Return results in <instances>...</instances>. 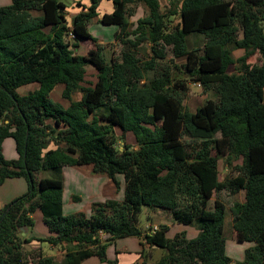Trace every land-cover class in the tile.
Here are the masks:
<instances>
[{"label":"trees","instance_id":"obj_1","mask_svg":"<svg viewBox=\"0 0 264 264\" xmlns=\"http://www.w3.org/2000/svg\"><path fill=\"white\" fill-rule=\"evenodd\" d=\"M109 1L113 10L98 23L117 26L121 45L109 61L99 45L84 56L74 51L81 41H95L88 25L97 0L70 24L61 0H11L0 7V186L15 178L28 186L0 209V264L108 262L110 242L128 237L163 250L157 264H232L225 206L217 199L209 205L210 194L223 190L244 192V201L231 208L233 228L252 246L235 264H264V0H168L165 10L158 0ZM138 5L148 14L128 31L130 6ZM70 31L75 38L68 44ZM190 34L205 38L201 48L187 47ZM141 42L151 45L149 60L136 58L133 49ZM166 47L174 59L184 58V77L147 79ZM236 50L242 54L234 58ZM255 54L259 63L249 64ZM88 66L96 72L94 83L84 81ZM189 83L213 94L194 112L182 104ZM30 84L38 88L17 93ZM57 85L67 106L50 97ZM126 133L135 146L120 144ZM7 138L15 144L14 160L2 154ZM219 160L230 169L222 181ZM81 165H92L115 186L121 176L123 199L93 202L88 217L63 215L61 169ZM142 207L167 211L176 224L195 222L198 235L168 238L166 225L144 234L137 226ZM36 210L53 234L48 244H75L60 262L25 249L19 228L32 226Z\"/></svg>","mask_w":264,"mask_h":264},{"label":"crops","instance_id":"obj_2","mask_svg":"<svg viewBox=\"0 0 264 264\" xmlns=\"http://www.w3.org/2000/svg\"><path fill=\"white\" fill-rule=\"evenodd\" d=\"M91 1V0H90ZM161 10L165 9L166 6H162V3L164 2L162 0H158ZM111 2V1H110ZM11 4V0H0V7L2 6H8ZM65 4V3H64ZM89 2L87 4L81 3L80 0H70V3L65 4L64 9V16L68 24L71 23L73 17L77 15L79 12L82 11V7L87 8L89 6ZM168 6V5H167ZM113 10V5L111 3L110 8L106 7L104 11L100 12L96 8L97 16L94 17L92 20L94 23H98V19L103 14H109ZM148 14L147 8L143 5H138L137 7L130 6V11L128 14V21H129V29L128 31L135 28L136 23L138 19L146 17ZM179 22V18H177L174 21V24ZM111 26L109 27L110 30L113 32V37L111 39V36L105 39L104 42L102 41H92V45H114L117 44L121 45L116 42L114 35L118 31V27L114 25H107ZM89 32V31H88ZM91 35V33L89 32ZM92 36V35H91ZM189 36V35H188ZM191 36H201V41H203V44L205 42V38L200 34H190L189 38ZM93 37V36H92ZM187 38V37H186ZM188 38V39H189ZM81 41L78 43V48L75 50L77 53V50L81 48L82 43L85 42ZM90 41V40H89ZM187 47H188V40L186 41ZM203 45H201L202 47ZM170 48L171 47H166ZM194 49V48H191ZM136 58L140 60H149L152 56L151 54V45L148 42H141L139 43L134 49H133ZM114 52V51H113ZM120 52V51H118ZM117 52V55L119 54ZM78 54V53H77ZM83 55V54H79ZM112 54L111 57L107 60L115 58L117 55ZM241 53L238 54L237 57H239ZM84 56V55H83ZM114 56V57H113ZM234 57V56H233ZM236 58V57H234ZM183 60L181 62L180 67L185 62L184 58H180ZM180 59H174L171 57V59H168L166 56L164 60L159 61L158 63H161L164 61V70L162 73H169L171 74V68H174V66H177L176 63H179ZM92 72L95 75V70L92 68ZM176 70V69H175ZM152 72V71H151ZM153 76L157 77L158 73L154 74ZM31 85V84H30ZM195 86V85H194ZM29 91L26 92H18L20 95H25L29 92H32L38 88V86L35 84V86H29ZM63 90L62 85H57L53 91L50 93V97L55 102H60L62 105L67 106V102L64 101L61 98V92ZM57 94V96H55ZM79 99V96L76 98ZM120 135V134H119ZM127 136V135H126ZM124 135L123 142H120L121 145H124L127 140V138ZM132 138L134 139V136L131 134ZM131 138V139H132ZM129 143V142H128ZM130 146H135L131 142ZM48 148H54L53 144H50ZM2 154L3 157L6 160H14L16 159L17 155L15 152V144L14 141L11 138H7L4 140L2 144ZM61 176H62V193H61V199H62V214L63 215H76V214H83L85 217L90 216L91 214V204L93 202H103L105 200H117L121 201L124 196V181L123 178L119 175L115 177L117 186L114 185V183L105 175V174H95L92 171V165H81V166H63L61 169ZM27 183L22 178H15V179H7L3 182V184L0 186V209L8 204L11 200L14 198L23 195L27 191ZM150 216H148L149 221L145 224L143 229H141L142 233H145V230L147 226L155 225H166L168 226V231L166 233V236L168 238H171V235L173 236V232L169 231V226L173 225L171 215L160 209H155L150 211ZM164 216L165 224L160 223L161 216ZM31 218L33 220V224L30 228H27V231L25 235L23 236L26 240H28V243L25 245V249L27 251H34L37 255H42L45 257H52L57 262H60L63 254L69 250H73L75 244H69V245H63L62 248L60 247H54L51 244H48L46 239L52 235L49 234V230L46 227V225L43 222L42 214L39 210L34 211V213L31 215ZM40 226V227H39ZM159 228V227H158ZM170 234V235H169ZM128 239V241H126ZM126 241V242H124ZM143 241L141 238L138 237H128V238H122L118 239L113 242V245L108 247L106 249V259L107 263L101 262L96 257H91L89 259L84 260L81 264H109V262H114L115 264H157V261L159 260L157 257H155V251H158L159 248L154 246H149L148 244L142 243ZM114 249V252H112V255L110 254V251ZM50 251V253L48 252ZM157 253V252H156ZM147 254H152L154 257H147Z\"/></svg>","mask_w":264,"mask_h":264},{"label":"rangeland","instance_id":"obj_3","mask_svg":"<svg viewBox=\"0 0 264 264\" xmlns=\"http://www.w3.org/2000/svg\"><path fill=\"white\" fill-rule=\"evenodd\" d=\"M61 1L65 4L70 3V0H61ZM162 1L164 2V4L162 3L163 7L168 5V0H162ZM80 2L84 3V4H87L89 2V4H90V0H80ZM110 6H111V2L109 0H97V10L100 12L104 11L106 7L110 8ZM163 10H165V9H163ZM109 27H111V26L97 24V23H94L93 20H91L89 25H88V31L91 33V35L93 36V37L92 36L91 37L95 41L104 42L105 39L108 38L109 36H111V39L113 37V34H112L113 32L110 30ZM189 36H187V38H186V41L188 40V48L189 49L201 48V45H203V41L200 40L201 36H194V37L191 36V38H189ZM94 46L95 45H92V42H90L89 40H86L85 42L82 43L81 48H79L77 50V53L87 55L90 50H93ZM99 47L102 48L101 49L102 54L106 60H108L112 54L117 55V52L121 50L120 46H118L117 44H115V46L114 45H111V46L110 45H107V46L99 45ZM95 48H97V46ZM72 50H73V48H72ZM75 50L76 49L74 48V51ZM165 53H166V57L168 59H171V57H172L171 49L167 48L165 50ZM239 53L242 54V51L236 50L233 52V56L237 57ZM181 62H183L182 59L179 60V63H176V65L179 67V70H175V68H171V74L174 75L175 79L176 78L180 79V78L184 77L183 74L181 73V68H180ZM247 62L249 64L259 63V56L257 54H255L254 56L250 57ZM164 64H165L164 61L159 63L157 65V67L155 68L154 74L162 73L164 70ZM233 68H235V66H232L229 68V70H228L229 73H231L233 71ZM92 71H93L92 67H90V66L86 67V73H85V77H84V81L86 83L87 82L94 83L95 75ZM151 78H153V72L147 73V79H151ZM29 86H35V84L22 86V87L18 88L17 91L18 92L29 91V89H30ZM261 94L262 93H260V96H262ZM55 96H57V94ZM77 96H79V95L76 94L75 98H77ZM212 98H213L212 92H204L201 87H197V86H194L192 83H189L188 90H187L185 96L183 97L182 104L188 111L194 112L195 109L200 107L206 100L212 99ZM116 134L117 135L121 134V131L116 129ZM125 136H126L125 139L127 138V140H128L125 142V143H127V145H131V144H129L130 142L132 144H134V139L132 138L131 133H126ZM185 139L187 141H190L189 138H185ZM233 164L234 165H236V164L240 165L241 160L239 159L238 161L234 162ZM218 171H219V176H218L219 181H222L224 178H226L227 175L230 174V169L228 170L225 168L223 160L218 161ZM233 175H235V173H233ZM214 199L221 201L224 204L225 209H226L224 228H223L226 255L232 260V264H235L237 262H241L244 258L245 250L248 249L249 247H251L252 243H246V242L240 241L241 240L240 235L233 228V213L231 211V208L233 206V203H235V202L242 203L244 201V192L239 191L237 193H231L230 191L223 190L219 193H211L209 196L210 207H212V203H213ZM149 212L150 211L148 208L142 207L141 212H140L139 217H138V224H137V226L140 230L143 229L145 224L149 221L148 216L151 215V213H149ZM161 217H162L161 220H156V221H161L160 223L165 224V220H164L165 218H164L163 214ZM169 231L170 232L172 231L174 233L173 236L171 235V238L174 237L176 234H184V236L187 239H193L198 235L199 229H198L197 223H195V222H193L189 225L176 224L174 222L173 225L169 226ZM116 240H118V239H116ZM116 240H114V241H116ZM114 241L110 242L108 247L112 246ZM126 241H128V239ZM126 241H124V242H126ZM48 252L50 253V251H48ZM112 252H114V249H112L110 251L111 255H112ZM163 253H164L163 250L158 249V251H155L154 254H155V257H157V258L159 257L158 259H160L161 256L163 255ZM146 256L147 257H154V256H152V254H150V255L147 254ZM103 263H107V262H103Z\"/></svg>","mask_w":264,"mask_h":264},{"label":"built area","instance_id":"obj_4","mask_svg":"<svg viewBox=\"0 0 264 264\" xmlns=\"http://www.w3.org/2000/svg\"><path fill=\"white\" fill-rule=\"evenodd\" d=\"M66 38H67L68 44H70L75 37H74L73 33L70 31ZM193 85H195L197 87H200L199 83H196V84H193ZM157 230H158V227L155 226V225L147 226L144 234L151 235V234H154ZM99 236H101V238H102L104 236V234L103 233H99ZM142 241L145 243L144 240H142Z\"/></svg>","mask_w":264,"mask_h":264},{"label":"water","instance_id":"obj_5","mask_svg":"<svg viewBox=\"0 0 264 264\" xmlns=\"http://www.w3.org/2000/svg\"><path fill=\"white\" fill-rule=\"evenodd\" d=\"M19 231L21 232V236H24L27 231V228L25 226H22L19 228Z\"/></svg>","mask_w":264,"mask_h":264}]
</instances>
